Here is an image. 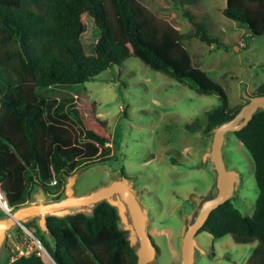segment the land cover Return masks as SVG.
<instances>
[{
    "label": "trees",
    "instance_id": "trees-1",
    "mask_svg": "<svg viewBox=\"0 0 264 264\" xmlns=\"http://www.w3.org/2000/svg\"><path fill=\"white\" fill-rule=\"evenodd\" d=\"M223 14L254 36L264 33V0H227ZM184 17L194 32L183 33L158 19L140 0H0V189L10 207L30 202L39 186L58 200L66 176L115 157L107 121L98 115L85 85L131 56L116 38V24L123 25L127 40L153 70L200 94L221 98V104L207 113L205 134L238 113L243 105L232 110L222 86H204L184 46L194 38L209 45L216 39L192 13L184 12ZM255 95H264V86ZM234 134L255 165L259 197L254 213L245 216L227 201L212 211L200 231L214 238L230 234L238 244H264V110ZM0 216H5L1 209ZM47 222L54 246L36 221L25 226L55 264H137L117 210L107 202L98 204L92 215L48 217ZM263 261L257 255L249 264ZM0 264L47 263L35 251Z\"/></svg>",
    "mask_w": 264,
    "mask_h": 264
},
{
    "label": "rangeland",
    "instance_id": "rangeland-1",
    "mask_svg": "<svg viewBox=\"0 0 264 264\" xmlns=\"http://www.w3.org/2000/svg\"><path fill=\"white\" fill-rule=\"evenodd\" d=\"M140 2L183 33L194 32L184 12L206 24L216 43L209 45L194 38L184 41V46L204 77V86H222L232 110L247 102L245 93L253 96L264 86V33L254 36L246 26L226 17L227 0H199L195 5L174 0ZM114 29L131 56L122 66L103 71L85 86L98 115L107 121L115 157L82 168L75 192H91L124 173L149 211L148 233L159 248L156 264H180L182 218L195 208L191 196L211 197L217 192L216 174L206 155L213 137L204 130L207 113L221 104V98L200 94L187 83L153 70L144 54L127 40L123 25L116 24ZM223 158L227 169L241 178L230 201L251 217L259 197L255 165L233 132L225 135ZM25 228L9 232L0 263L9 262L18 248L31 246L47 264H54L34 231ZM44 235L54 246L51 236ZM196 241V264H249L257 255L264 259V244L258 241L238 244L230 234L214 238L206 231H200Z\"/></svg>",
    "mask_w": 264,
    "mask_h": 264
},
{
    "label": "water",
    "instance_id": "water-1",
    "mask_svg": "<svg viewBox=\"0 0 264 264\" xmlns=\"http://www.w3.org/2000/svg\"><path fill=\"white\" fill-rule=\"evenodd\" d=\"M245 98L248 102L232 119L215 126L207 133L212 134L213 137L211 149L206 155L210 158L211 167L216 174L217 192L211 197L195 194L191 196L195 208L188 215H183L182 218L180 264H196L195 253L199 248L196 235L203 228L212 211L230 201L241 184L240 175L226 167L223 146L225 135L228 132L240 131L252 120L254 114L264 110V95L250 96L245 93ZM81 172L82 168L66 176L62 198L53 200L39 186L32 193L30 202L13 208L11 214L5 213V216H0V258L9 232L19 227L25 228V224L36 221L41 231L53 239L48 227V217L63 218L79 213L92 215L98 204L107 202L117 210L120 227L127 232V240L137 255V264H156L159 248L148 233L149 211L137 198L133 190V182L124 173H121L109 184L78 195L74 186ZM35 238L37 239V237Z\"/></svg>",
    "mask_w": 264,
    "mask_h": 264
},
{
    "label": "built area",
    "instance_id": "built-area-1",
    "mask_svg": "<svg viewBox=\"0 0 264 264\" xmlns=\"http://www.w3.org/2000/svg\"><path fill=\"white\" fill-rule=\"evenodd\" d=\"M52 184L55 185L57 184V180L56 178L53 179ZM0 209L6 213V214H11L13 207H10L7 199L5 197V195L2 193L1 189H0ZM38 242L41 244V242L38 240ZM40 248V246H39ZM32 252H35L34 249L31 246H28L26 248H18L16 252L13 253V255L10 258V261L13 262L14 260H16L18 257L21 256H27L29 254H31ZM39 254V253H38Z\"/></svg>",
    "mask_w": 264,
    "mask_h": 264
},
{
    "label": "bare ground",
    "instance_id": "bare-ground-1",
    "mask_svg": "<svg viewBox=\"0 0 264 264\" xmlns=\"http://www.w3.org/2000/svg\"><path fill=\"white\" fill-rule=\"evenodd\" d=\"M50 256V255H49ZM50 258H51V256H50Z\"/></svg>",
    "mask_w": 264,
    "mask_h": 264
},
{
    "label": "crops",
    "instance_id": "crops-1",
    "mask_svg": "<svg viewBox=\"0 0 264 264\" xmlns=\"http://www.w3.org/2000/svg\"><path fill=\"white\" fill-rule=\"evenodd\" d=\"M15 231V230H14ZM13 232V231H12ZM9 234V233H8Z\"/></svg>",
    "mask_w": 264,
    "mask_h": 264
},
{
    "label": "flooded vegetation",
    "instance_id": "flooded-vegetation-1",
    "mask_svg": "<svg viewBox=\"0 0 264 264\" xmlns=\"http://www.w3.org/2000/svg\"><path fill=\"white\" fill-rule=\"evenodd\" d=\"M247 102H248V100H247ZM216 194V193H215Z\"/></svg>",
    "mask_w": 264,
    "mask_h": 264
}]
</instances>
